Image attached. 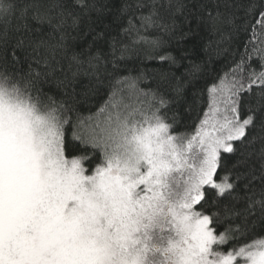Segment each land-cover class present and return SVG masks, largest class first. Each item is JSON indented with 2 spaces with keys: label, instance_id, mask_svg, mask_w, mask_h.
<instances>
[{
  "label": "snow or ice",
  "instance_id": "snow-or-ice-1",
  "mask_svg": "<svg viewBox=\"0 0 264 264\" xmlns=\"http://www.w3.org/2000/svg\"><path fill=\"white\" fill-rule=\"evenodd\" d=\"M77 8L100 10L0 0V264H264V0H124L111 60L69 55ZM177 14L222 61L191 133L166 96L182 83L161 71L145 91L143 73L119 75L137 44L176 63L144 33L174 34Z\"/></svg>",
  "mask_w": 264,
  "mask_h": 264
},
{
  "label": "trees",
  "instance_id": "trees-1",
  "mask_svg": "<svg viewBox=\"0 0 264 264\" xmlns=\"http://www.w3.org/2000/svg\"><path fill=\"white\" fill-rule=\"evenodd\" d=\"M86 2L91 3L92 0H86ZM129 2H133V0H129ZM96 3L100 10L92 11L88 15H84L82 9H76L81 14L77 26L73 27L71 19L68 20L66 27L69 34L67 39L69 55L79 54L83 51L86 55L89 53L91 55H107V58L111 60L108 38L113 36L119 38L122 36L121 30L128 26L127 18L117 19L118 9L122 6L124 0H96ZM139 15L140 13L137 12L136 16ZM97 33H105V39L93 44V37ZM184 33L189 34L185 37L183 36ZM144 35L153 38L160 36L165 41L162 48L151 53V55L158 57L163 54H171L175 57L176 63H161L159 59H151L149 58L147 46L137 44L133 46V50L128 57L119 62L121 68L119 75H129V72L124 70L125 68L132 70V76H139L143 73V79L138 82V85L139 88L145 91L156 87L161 71L167 73L168 80L172 84L182 83L184 89L178 99L171 90L166 93V96L170 100H176L175 103L170 105V110L178 113L181 123L187 125L181 131L191 133L198 124V113L202 116L205 108V104L197 102L196 93L206 86V82L212 80L215 75L214 70L220 69L222 65V61L215 57L209 48L210 41L213 38L209 36L203 27L197 30L195 20L184 22L183 17L179 14H177V29L174 34L168 35L156 29H149ZM132 38L125 37L124 43H130ZM90 44L92 45L91 48H89ZM194 64L200 65L202 71L199 74L189 75ZM83 83H87L86 78L83 79ZM107 91L108 89L105 86L102 92L103 98H107ZM102 102L101 97H94L88 105L81 108V111L84 115L88 114L89 109L91 112H95ZM169 114L171 113L169 112ZM255 149L259 151V143L255 145ZM85 167H89V165L86 163ZM245 239L250 242L252 237L249 236Z\"/></svg>",
  "mask_w": 264,
  "mask_h": 264
}]
</instances>
